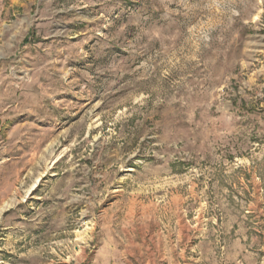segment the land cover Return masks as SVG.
<instances>
[{"label": "rangeland", "instance_id": "1", "mask_svg": "<svg viewBox=\"0 0 264 264\" xmlns=\"http://www.w3.org/2000/svg\"><path fill=\"white\" fill-rule=\"evenodd\" d=\"M0 264H264V0H0Z\"/></svg>", "mask_w": 264, "mask_h": 264}]
</instances>
